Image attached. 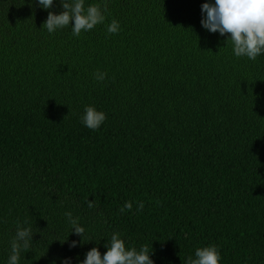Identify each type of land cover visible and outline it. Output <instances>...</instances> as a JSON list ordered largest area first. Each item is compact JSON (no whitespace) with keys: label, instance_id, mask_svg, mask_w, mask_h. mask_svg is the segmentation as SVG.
<instances>
[{"label":"trees","instance_id":"1","mask_svg":"<svg viewBox=\"0 0 264 264\" xmlns=\"http://www.w3.org/2000/svg\"><path fill=\"white\" fill-rule=\"evenodd\" d=\"M205 2L108 0L77 38L42 26L59 0H0V264L18 224L34 233L19 264H81L116 232L154 264L208 245L220 264H264V53L236 57L201 26ZM86 106L106 114L96 130Z\"/></svg>","mask_w":264,"mask_h":264},{"label":"clouds","instance_id":"2","mask_svg":"<svg viewBox=\"0 0 264 264\" xmlns=\"http://www.w3.org/2000/svg\"><path fill=\"white\" fill-rule=\"evenodd\" d=\"M107 2L108 0H100L99 3L85 7V0H59L63 10L59 14L49 11L42 26L51 34L57 29L69 27L72 22L71 33L79 38L82 31H90L98 24L104 23L108 10ZM38 3L43 9H50L53 6V0H38ZM201 12L203 18L200 23L204 29L212 33L219 32L221 36L230 34L227 41L232 42L236 57L246 56L250 60H255L258 55L264 53V0H215L214 4L203 3ZM119 31L120 24L113 19L107 26V32L116 34ZM106 76V72L94 73V78L98 82L103 81ZM106 118L104 112L96 110L94 106H86L81 120L87 128L96 130ZM132 206V202L126 201L120 212L130 211ZM88 207H95L94 201H88ZM143 208L144 203L141 201L137 204V211H142ZM65 215L69 219L71 230L82 237L85 229L78 223L79 218H73L71 212H66ZM33 234L31 227L17 225L15 237L11 241L8 264H19L20 253L29 250ZM76 246L77 241L69 244L70 248ZM105 247L107 251L103 255L96 247L91 248L81 264H154L147 245L141 246L139 250L135 247H126L119 232L111 235ZM220 260L221 255L217 246L208 245L197 248L195 258L189 256L186 264H220ZM62 264H70V258L62 260Z\"/></svg>","mask_w":264,"mask_h":264}]
</instances>
